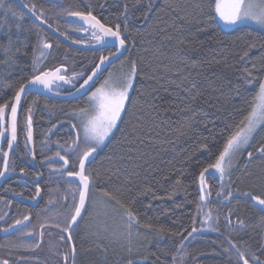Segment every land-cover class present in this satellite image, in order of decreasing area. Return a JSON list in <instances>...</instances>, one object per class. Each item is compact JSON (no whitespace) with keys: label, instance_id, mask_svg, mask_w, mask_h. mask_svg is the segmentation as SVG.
<instances>
[{"label":"trees","instance_id":"16d2710c","mask_svg":"<svg viewBox=\"0 0 264 264\" xmlns=\"http://www.w3.org/2000/svg\"><path fill=\"white\" fill-rule=\"evenodd\" d=\"M23 2L62 34L76 28L68 21L69 11L91 12L113 30L119 25L122 37L127 36V50L107 71L136 65L126 109L85 168L92 180L87 210L71 232L73 259L61 244L67 252L64 264H243L236 249L249 264H255L253 257L264 264V205L251 199H264V155L257 151L264 146V125L242 150L225 186L212 174L205 177L204 208L198 189L200 173L215 163L249 112L258 80L264 79V32L248 25L223 29L215 18V0ZM43 43L51 48L41 57ZM5 49H10L7 60ZM84 54L63 46L22 13L14 0H0V60H6L0 63V105H10L20 86L40 72L64 66L69 72L89 73L96 59ZM72 55L76 67L66 59ZM245 77L254 82L249 84ZM29 97L23 99L21 110ZM85 106L84 100L55 104L42 99L30 108L35 124L48 121V134L62 133L61 145H51L40 158L45 162V198L52 196L49 184L57 183L58 194L51 198L63 212L60 230L67 228L79 194L65 174L75 172L86 150V144L75 138L70 114ZM61 156L68 169L52 173L62 166L56 161ZM102 191L116 196L124 208L107 204L103 212L108 219L101 227L125 230L127 243L97 241L87 230ZM125 209L138 221L131 229Z\"/></svg>","mask_w":264,"mask_h":264},{"label":"snow or ice","instance_id":"6c2138e0","mask_svg":"<svg viewBox=\"0 0 264 264\" xmlns=\"http://www.w3.org/2000/svg\"><path fill=\"white\" fill-rule=\"evenodd\" d=\"M35 8V5L32 6ZM215 16L219 18L220 21L224 22L227 25L236 24L241 20H252L261 26H264V0H215L214 4ZM127 14V8L123 15ZM33 15H36L33 12ZM70 17H78L83 21L84 25H87V28H84V31L89 29L92 31V37L99 42L107 44L108 39H111L112 45L119 47L117 51L122 49L125 46V41L127 36H123L120 32V26L117 25L115 30L111 27H106L100 22L91 12L85 14L84 12L79 11H69L67 13ZM12 16H15V13H12ZM36 19H41V16H36ZM79 30V29H77ZM51 48L50 44L43 43L41 49V57L45 55V50ZM10 49H5V57L7 60V53ZM110 55H115L111 53ZM247 56V52H245ZM6 60H0V63L6 62ZM109 60L108 56H101L100 63L95 66L92 70V74L84 80L83 84L80 85V88H84L86 85H89L90 81L97 75L98 71L101 69V66ZM40 63L39 59L34 60V65L38 66ZM255 67V66H253ZM37 68L34 67V71ZM66 72L64 68H56L54 71H44L40 72L38 75L33 76L30 84L43 85L47 90H51V85L56 81H63L64 83H70L76 75L83 74H74L71 78H66L65 75L61 74ZM136 74V65L135 63L131 66L130 73L124 74L121 77L113 78L110 73L109 76L103 81L100 87L96 88L95 91L89 96L88 104L89 107L79 110L78 116L82 122V129L84 133V141L86 142V150L83 151L82 155L79 156V165L80 170L78 172L69 171V176H78L80 181L79 187V202L75 204L74 214L71 215V219L68 225V228H72L77 222L78 217H82V211L87 210V199L89 197V189L92 184L91 177L85 174V162L89 160L92 154L96 151L104 141L105 138L109 136L112 130L117 126V121L121 118V113L126 109V101L130 99L129 89L133 87V78ZM248 76L251 77L252 73L249 72ZM247 79V77H245ZM254 79H247L249 84L254 82ZM28 89L27 85L22 84L19 90L15 94L14 102L10 104V114L7 112L9 107L8 104L0 105V127H5L6 131L10 132V139L8 140L9 148L13 146V141L16 139V128H17V108L22 98V93H25ZM29 117H28V142H31L32 139V126H31V109L29 108ZM261 125H264V79L258 80V88L256 89L255 95L252 98L250 103V110L244 119L240 122V125L236 126V130L226 140L223 150L219 153L214 164H210L208 168H205L200 173V182H201V196L200 200L205 199V175L208 173L209 169H215L216 172L220 174V178L223 179L226 168L225 161L231 160L232 156L236 154L237 151L244 148L246 145H249L253 134L256 132L257 128ZM2 135V133H0ZM79 146V145H77ZM259 153L264 155V146L257 149ZM59 155V153H57ZM252 153H248L249 159L252 157ZM61 160H64V164L67 165L68 161L64 159L63 156L60 157ZM4 164L5 171H7L8 165V153H4ZM4 175L3 172H0V176ZM39 191V189H38ZM231 195V193H229ZM102 203L110 204L112 207L119 205L120 208H124V205L119 199L116 198L113 194L102 191ZM252 200L256 201L260 205H264V199H261L257 196H252ZM114 202V203H112ZM264 211V208L261 209ZM125 214L127 216V224L129 229L133 226L134 223H138L135 220V217L130 211L125 209ZM28 219V217H25ZM21 221H17V224H20ZM68 230V229H65ZM195 231V229H193ZM191 235V233H189ZM186 239V238H185ZM71 240V236H69ZM235 247V245H233ZM75 250L73 249V252ZM238 259L243 261V264H249V260L245 258V254L239 249H236ZM255 264H261L258 257H253ZM0 264H8L7 260L0 262ZM129 264H132L129 261Z\"/></svg>","mask_w":264,"mask_h":264},{"label":"flooded vegetation","instance_id":"af4514ba","mask_svg":"<svg viewBox=\"0 0 264 264\" xmlns=\"http://www.w3.org/2000/svg\"><path fill=\"white\" fill-rule=\"evenodd\" d=\"M75 26L76 28L68 31L69 34H60L70 42L80 46H96L101 44V42L92 37L93 30L89 29L88 31H84L83 29L86 27ZM59 42L76 53H86L84 55L88 58H92V60L96 59L91 71L99 62L101 56H110L111 53L115 52L114 48L81 51L74 49L61 41ZM107 51H110L109 55L107 54ZM74 57L75 55L66 58L70 60L72 67H76L74 64ZM59 67L66 69L64 74L66 78H71L74 74L83 75H76L70 83H64L63 85L54 84L50 91L58 95L68 94L75 90L91 72L90 71L87 74L78 73L77 69L69 72L66 67L58 66L57 68ZM107 70L102 74L97 83L91 87L90 91L100 83ZM27 95H30L29 99H31V101L25 106V109L21 110V103ZM27 95L22 99L19 106L16 139L13 141L11 149L8 144V140L10 139L8 131H6L5 127L0 129V133H2V135H0V172L4 173V175L0 176V262L7 260L8 264H55L56 261L58 262L61 260L64 264L66 262L67 252L65 247L61 244H66L70 258L73 259V248L70 247L71 242L70 240H67L66 234L71 236V232L75 228L68 231L60 230L57 227L61 216L63 215V212L59 208L60 205L57 204V201L54 198H51L58 194L56 189L57 183L49 184V186H53L51 188L54 189L52 190V196L50 193L51 197L45 198L42 193V187L46 180L44 174L45 162L40 159L44 156L45 149L49 148L51 145H53V147L61 145L60 140L62 138V133L60 132L59 134L50 135L47 133V128H45V124L48 123V121H45L44 124H38L39 121H36L35 124V120L31 118L32 142L30 149L27 143L28 110L33 105L37 106L39 100L42 99L51 101L55 104H75L80 100L85 101L87 95L72 102H57L44 98L38 94ZM9 109L10 105L7 112H9ZM34 130L36 133H34ZM55 140H58L57 144L52 143V141ZM8 151V165L7 171H5L4 153H8ZM56 161L62 166L52 169V173L68 169V164L65 165L64 160L59 158ZM75 172H77V168ZM67 175L68 173L65 174V177ZM71 194L74 195V193ZM36 199V204L32 205V202L36 201ZM62 203L66 206L64 200ZM75 204H77V202H73L72 214H74ZM64 210L66 211V207H64ZM60 212H62V215ZM25 217H28V219H25ZM70 219L67 223L66 229H68ZM17 221H21V223L17 224ZM69 264L72 263L69 262Z\"/></svg>","mask_w":264,"mask_h":264},{"label":"rangeland","instance_id":"374dc122","mask_svg":"<svg viewBox=\"0 0 264 264\" xmlns=\"http://www.w3.org/2000/svg\"><path fill=\"white\" fill-rule=\"evenodd\" d=\"M215 18H216V21L218 22V24L225 30L233 29V28H235L237 26H240V25H248V26L257 28V29H259V30L264 32V26H261L260 24H257V23H255L252 20L245 19V20H241V21L237 22L236 24L227 25L224 22L220 21L218 17L215 16ZM130 71H131V69H129L127 66H125V67L122 66V68H121L120 65L118 67H116L115 69H110L109 71H107L105 73L104 77L102 78V80L100 81V83L95 88H93L90 91V93L85 97L86 106L84 108L89 107V104H88L89 96L91 95V93L93 91H95L96 88L100 87V85L109 76L110 73L112 74L113 78H118V77L123 76L124 74L130 73ZM130 90H131V88L129 89V92H130ZM79 110H76V111H74V112H72L70 114V117L72 119L71 124H72V127H73L74 131H75L74 133L77 135L75 138L78 137L83 144H86V142L84 141V133H83V129H82V122H81L80 117L78 116ZM117 123H118V121H117ZM114 129L112 130V132L114 131ZM112 132L109 134L108 137L105 138V141L99 147H97V149L100 148L109 139V137L111 136ZM247 146L248 145H246L244 148H242L239 151H237L236 154L232 156L230 161H228L226 159L225 165H224L225 168H226V173H225L223 179L220 178V174L218 172H216L215 169H209V171L205 175V177L208 174H212V175H214L217 178L218 183L220 184V186H225L227 181H228V178L230 177V175L232 174V172L234 171V169L237 166L238 159H239V156H240L242 150H244ZM204 184L206 186L205 187L206 195H205V199L203 201L200 200V205H201L202 208H204L205 205H206L207 194H208L207 185H206V181L205 180H204ZM201 187L202 186H201L200 177H199L198 178V189H199L200 196H201ZM104 204L105 203H102V200H100L92 208V214L88 218V222L86 224L87 225V230L89 231L90 236H92V237L94 236L93 238H95V240L101 241V242H104V243H110V242H117V243H120V244L127 243L128 238L126 236V231L125 230H123V229H121L119 227H115V226H113V227L110 226L109 227V226H107V224H105L107 228L103 229L101 227V225L103 223H105V220L108 219L104 215L103 211H104V209H107L109 207H108L107 204L106 205H104ZM106 222H108V221H106Z\"/></svg>","mask_w":264,"mask_h":264},{"label":"water","instance_id":"95a60500","mask_svg":"<svg viewBox=\"0 0 264 264\" xmlns=\"http://www.w3.org/2000/svg\"><path fill=\"white\" fill-rule=\"evenodd\" d=\"M14 2L17 5V7L20 9V11L22 13H24L34 23H36L41 29H43L45 32H47L48 34H50L51 36H53L57 40L63 42L64 44H66V45H68V46H70V47H72L74 49L81 50V51H95V50H101V49H105V48H114L115 49V52H114L115 55L108 56L109 60H107L101 66V69L98 71L97 75L93 78L92 81H90L89 85H86L84 88H80V85L83 84L84 80L87 79V77L92 74V71L85 77V79L82 81V83L75 90H73L72 92H70L68 94H64V95L54 94L51 91L45 89L43 87V85L30 84L29 82L32 80V78H31L30 80H28L27 82L24 83V85L28 86V89H27V91L25 93H22L21 101L27 94H38V95H41L44 98H48V99H51V100H54V101H57V102H72V101L81 99V98L85 97L88 94V92L90 91L91 87L94 84L97 83V81L102 76V74H104V72L110 66H112L113 64L118 62L126 53V50H127L126 44H125V46L122 49L117 51V48L119 46L118 45L113 46L110 38L108 39L107 44L101 42V44L96 45V46H80V45H77L75 43H72L69 40H67L63 35H61L58 31H56L54 28H52L49 24H47L42 19V17H41V19H36V16H38V15H33V12L31 10H29L25 6L23 0H14ZM68 21L71 24H75V25H78L80 27H86V28L88 27L87 25H84L83 21H81L78 17H70L69 16ZM99 63H100V60H99V62L97 64H99ZM59 68H61V67H59ZM61 74L64 75L65 72H62ZM54 84L63 85L64 82L63 81H56L55 83H53L51 85V88L53 87ZM14 98H15V96H14ZM14 98H13L12 102H14ZM21 101H20V103H21ZM20 103H19L18 108H17V114H18ZM10 111L11 110L9 109V112H8L9 114H10ZM1 128L2 127H0V129ZM8 134L10 135V132H8ZM0 138H1V136H0ZM31 142H32V139H31ZM31 142H28V139H27V143H28V146H29L30 149H31ZM8 154H9V151H8ZM95 154H96V151L92 154V156L89 158V160H87L85 162V168L90 163V161L94 158ZM4 167H5V164H4ZM79 170H80V165L78 163L77 172ZM66 179L68 181L74 182L77 185L78 189H79L80 181H79V177L78 176H69V175H67ZM36 202H37V199H36V201L32 202V205H35ZM78 202H79V194H78L77 203ZM86 203H87V201H86ZM84 212L85 211H82V216H83ZM81 218L82 217H78V222L72 228H70V229L68 228V231L73 230L79 224ZM66 237H67V240L69 241V235L68 234H66ZM186 241H187V239L184 241V243ZM70 247H71V244H70Z\"/></svg>","mask_w":264,"mask_h":264},{"label":"bare ground","instance_id":"6f19581e","mask_svg":"<svg viewBox=\"0 0 264 264\" xmlns=\"http://www.w3.org/2000/svg\"><path fill=\"white\" fill-rule=\"evenodd\" d=\"M78 165V164H77ZM81 221V220H80Z\"/></svg>","mask_w":264,"mask_h":264}]
</instances>
